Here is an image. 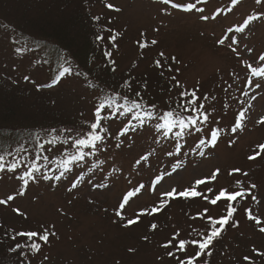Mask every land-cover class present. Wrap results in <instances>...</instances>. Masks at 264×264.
Returning <instances> with one entry per match:
<instances>
[{"label": "rangeland", "instance_id": "374dc122", "mask_svg": "<svg viewBox=\"0 0 264 264\" xmlns=\"http://www.w3.org/2000/svg\"><path fill=\"white\" fill-rule=\"evenodd\" d=\"M32 1L0 0V95L6 104L0 110V116L4 118H0V130L13 131L11 133L23 129L29 131L34 127L50 125V121L44 119L51 117L58 126L71 125L68 128L75 132L86 131L88 122L93 120L94 105L101 96H116L117 105L127 106L131 99H138L135 97L137 91L141 92L144 101L155 103L157 110L162 112L168 108L166 101L171 99L172 107H176L179 100L181 89L173 86V75L188 90L198 89L197 95L201 97L199 103L207 110L209 121L207 124L200 123L201 115L196 127L204 130L197 132L191 127L186 129L184 136L176 138L178 142L175 148L174 141L170 143L162 134H156L147 127L118 137L124 124L130 120L119 114L112 121L106 119L103 126L109 129L105 139L107 149L97 155L86 156L88 166L83 163L81 167L74 166L60 181H29L24 196H18L7 206L0 205V237L9 234V243L0 246V256L7 258L6 248L18 241L25 247L19 258H8L11 264L16 261H26L27 264H178L176 259L166 255L168 250L161 245L176 231L185 239L198 238L193 229L203 231L204 221L192 218L197 217V213L204 208H209L212 215H220L224 212V205L213 207L200 198L172 199L162 211L142 216L140 222L131 227L124 228L122 223L134 218L141 209L150 210L159 204L161 193L173 187L182 191L219 168L221 174L217 180L201 185L199 190L205 191L207 187L217 190L221 187L233 190L243 188L250 190L258 202L251 200L250 196L245 201H239L242 206L235 215L239 227H228L223 242L218 244L209 262L245 264L242 257L247 254L254 257L256 264H261L260 258L251 250L255 247L264 251V234L259 232L253 221L247 219L245 208L264 220V153L255 160L247 159L258 150V144L264 143V123H258L264 117V76L253 75L252 69L248 68L251 64L254 69H264V61L259 60V56L264 54V19L253 21L243 32L236 29L244 26L249 15L264 12V4H256L255 0H240L234 6L232 0H207V3L197 5L205 9L203 13L173 9L160 0H50L46 4L54 16L72 20L81 18L90 27L82 31V26H69L61 30L62 26L56 18L49 19L46 13L45 17L42 15L39 18V14L43 13L40 9L36 14L24 12V4ZM175 2L187 4L196 0ZM109 3L120 11L107 8ZM202 14L210 19L200 20ZM212 16L216 18L211 19ZM41 24L49 30H58L47 35ZM106 27L110 32L99 46L103 52H111L112 56L101 63L105 64L103 68L110 63V68L116 70L108 74L97 68V76L102 83L97 86L103 87V90L86 80L89 87L83 80L86 76L75 75L72 70L52 87L37 89V85L53 82L58 60L56 55L62 48L70 47L68 49L77 56L74 59L78 61L86 51L85 45L95 47L94 36L102 31L106 33ZM229 28L233 31L228 32ZM83 33L88 38L83 37ZM141 33L145 36L141 37ZM116 34H119L116 41H110L108 37ZM59 35L63 38L59 39ZM224 37L238 41L233 47L237 48L239 55L227 47L228 39L224 45L217 43L218 39ZM66 39L73 41L72 46L65 42ZM152 39L158 43L151 45ZM138 40H146L149 47L140 49ZM25 44L30 50L17 55L15 48ZM161 51L168 60L165 68L157 69L154 61L163 60L159 56ZM173 56L178 63L171 61ZM112 60H115V64H112ZM168 66L173 69L172 72L167 71ZM161 71L164 72L163 76L160 75ZM25 76L29 79L25 80ZM125 80L131 81V92L122 87ZM145 82L148 86L146 91L141 88ZM256 83H260L261 87L256 88ZM124 95L129 96V101L121 98ZM205 96L207 100L203 99ZM253 96L255 99H252ZM8 106L11 111L15 109L19 113L13 121L10 120ZM240 111H245L244 128L233 134L230 129ZM181 115L187 121L189 112L182 111ZM192 116L196 117L197 114L193 112ZM215 128L221 130L216 146L200 145L199 140L207 142L209 129ZM43 134L45 137L42 136L41 143L51 139V135H67L60 131ZM121 140L123 143L117 148L116 144ZM230 140L236 142L229 146ZM67 147L45 144L49 150L38 153L39 159L35 158L38 154L32 152L16 157L21 160L17 172L0 173V198L20 188L22 182L16 177L32 164L41 168L40 173H35L37 177L45 171L49 176L59 175L64 169L55 168L54 160L66 154ZM155 148L156 153L153 151ZM149 152L152 153L149 160L137 165L140 156ZM200 152L204 155L201 156ZM44 156L48 160H44ZM12 161L6 159V163ZM150 162L154 163L152 168L149 167ZM233 168L242 171L230 176L228 173ZM243 172L248 175L244 176ZM157 175L164 178L152 192L147 185ZM77 178L80 179L78 187L69 192L67 189ZM237 180L242 182L239 187L236 186ZM141 183L146 187L126 206L123 212L125 221H120L115 211L123 194ZM251 184L257 187L250 189ZM164 199L168 200L167 197ZM13 208H19L27 218L17 215ZM153 223L158 225L156 230L150 228ZM40 225L49 226L56 235L50 236L48 244L33 238L31 241L41 244L39 252L28 248L30 240L27 237L12 239L16 232L34 230ZM130 248L135 251L129 252ZM169 250L175 252L176 257L186 258L196 248L188 247L187 253L178 252L175 248ZM203 261L199 264H203Z\"/></svg>", "mask_w": 264, "mask_h": 264}, {"label": "snow or ice", "instance_id": "6c2138e0", "mask_svg": "<svg viewBox=\"0 0 264 264\" xmlns=\"http://www.w3.org/2000/svg\"><path fill=\"white\" fill-rule=\"evenodd\" d=\"M165 5H171L173 9H179L185 12H192L195 10L196 12L203 13L205 11L204 8L198 7V4L201 3H207V0H196L195 3H182V2H175V0H160ZM240 3V0H232V4L238 5ZM256 4H264V0H255ZM107 8L113 9L115 11H120L119 8H116L113 4L109 3L106 5ZM200 20L202 21H208L210 17L208 15H200ZM216 16H212L211 19H215ZM98 19V17H97ZM264 19V12H261L259 15L252 16L249 15L245 21L244 26L239 27L236 29V31L243 32L246 28L249 27V25L256 20ZM233 30L231 28L228 29V32H232ZM117 35H111L109 36V40L112 42H115L117 39ZM145 34L141 33V37H144ZM98 40L104 39L102 36H97ZM228 39L230 42L228 43L227 47L231 49L233 53H236L239 55L237 48L233 47L234 44H237L238 41L233 40L231 37H224L217 40V43L220 45L225 44V40ZM151 45H156L158 43L157 40L152 39ZM137 44L140 49H145L149 47V44L146 40H138ZM30 49L28 46L22 45L15 48V52L17 55H21ZM251 51V49H249ZM106 56L111 57V52H106ZM159 56L163 58L156 59L154 61L155 67L157 69H163L166 67V62L168 60L167 57H165L164 52H160ZM173 63H178L176 57L170 58ZM259 60L264 61V54H261L259 56ZM112 64H115V60H112ZM62 71H60L53 81V84H47V85H37V89L41 87H52L55 83L59 81L61 77H63L66 73L70 71L69 68L63 67L61 65ZM249 69H252L253 75L257 76H264V69H254L252 68V65H248ZM116 69L113 67L112 71L114 72ZM168 72H172L173 69L168 66L167 67ZM176 72H179V69L175 70ZM160 75L163 76L164 72L161 71ZM25 80H28L29 77L25 76ZM171 81H173V86L176 88H180L181 91L178 93L179 100L176 102V107H172L173 101L169 99L166 101V105L168 106V110L166 111H158V106L155 103L148 104L144 101L143 96L140 91L135 92V97L138 99H131L130 102L127 104V106L124 105H117L116 102V96L113 95H103L101 99L98 100V102L94 105L93 110V120L91 122H88L87 124V130L82 132H75L72 128H66L61 129L60 132H66L67 135L61 137V135H51L52 133H56V129H51L48 135H51V139H45L43 143H41V134L36 133L34 136L35 140V146L38 150L39 154H42L43 151L49 150L45 148V144L49 146H68L71 149H75V153L72 152L68 153V158L61 161V165L63 167V171H60L59 175L55 176H49L47 174V171L43 172L40 177H37L35 173H40L41 168L37 166L36 164H32L30 168L25 170L21 175L16 177L19 179L22 183L20 185V188L11 193L7 194L5 198H0V205L7 206L10 204V202L14 201L18 196H24L26 194L29 181L37 182L38 179H44V180H55L60 181L62 178L65 177L66 173L71 171L70 165L74 161H83L86 156L89 155H97L100 152L106 151L107 145L105 144L106 135L109 132V129L107 127L103 126V122L107 119L109 121H112L117 114L119 116H124L126 113H132L134 110H136L135 119L137 120V125L131 124V121L124 124V127L119 132V136H124L129 131H135L138 127L144 126L147 120H155L156 123V130L158 132H161L164 136H167L168 133H171L173 129L179 128L180 131L175 132L176 137H182L184 136L185 130L191 128H194L197 132H201L204 129L198 128L197 123L199 117L202 115V120L200 123L207 124L209 121V114H207V110L204 108V105L199 103L201 100V97L197 95L198 89L196 90H188L184 86L181 85V82L177 79L175 75L171 76ZM251 84L252 82L249 81ZM95 87V85H92ZM122 87L126 88L129 92L132 91V83L130 80H125ZM256 88H260L261 84L256 83ZM141 88L146 91L147 89V83L141 85ZM171 91V88L169 89ZM99 95V94H98ZM117 95H119L117 93ZM125 101H129V96L124 95L121 97ZM203 99L207 100L208 97L205 96ZM252 99H255V96L252 97ZM177 109H180L178 111ZM201 109H204V112H201ZM189 112V116L187 118V121L185 118L182 117L181 112ZM196 113L197 116L193 117L192 113ZM107 113V115H105ZM143 113V114H141ZM244 121H245V111H240L238 113V116L236 120L234 121L233 126L231 127L230 131L233 134H236L238 131H242L244 128ZM258 123H264V117H261V119L258 121ZM220 129H209L210 138L206 142L204 139L199 140L200 145H205L215 147L218 140H219V133ZM235 140L229 141V146L234 144ZM123 141H119L116 144V147L119 148ZM258 149L257 151H254V154L249 155L247 157L248 160H255L257 157L261 155V153H264V143H260L256 146ZM84 149H89V151L85 152ZM28 149L23 145L19 144L15 148H11L10 146H4L3 148H0V173L9 172V173H16L17 169L20 167L21 160L16 159L15 157L21 156L22 153L27 152ZM15 153L14 159L11 163H6V159L8 156H12ZM37 155L35 158L39 159L40 155ZM171 154V153H170ZM152 155L151 152H149L146 155H141L140 158L136 161L137 165H141L142 162H147L149 160V157ZM200 155L203 156L204 153L200 152ZM44 160H48L47 156L43 157ZM179 164V161H178ZM176 168H173V171H175ZM242 170L240 168H233L229 171V175H233L235 173H240ZM167 175H171V173H166ZM221 174V170L219 168H216L214 171H212L211 175L208 177H204L201 179H198L194 182V184L188 188H184L182 191H177L175 187H173L170 191L161 193V201L159 204L154 205L150 210L149 209H141L139 212H137L134 215V218H129L126 220V222L122 223V227L128 228L131 227L138 222H140V218L144 215H154L160 211H162L165 207L168 206V202L172 199L176 198H183V199H194V198H200L203 199L208 205H211L213 207H219L220 205H224V212L220 215H212L210 214L209 208H204L202 212L197 213V217H193L192 219L199 218L201 221H204V230L200 231L197 229H193V232L196 233L198 238H193L191 240L185 239L181 237V233L179 231H176L172 237L164 244L161 245L162 248L168 250L166 252V255L168 257L174 258L178 261V264H198V262L202 261V258L205 256H211L212 255V249L214 248V242L219 240L222 237L223 232L226 230V228L230 225L233 228L239 227V221L235 219V215L237 213V207L235 206V202L238 200L246 199L248 196L251 197V200L257 201V197L251 193L250 190L245 191L243 188H239V190H233L228 187H221L218 190L214 189L212 187H207L205 191H201L200 186L206 185L212 182H215L218 178V176ZM244 176H247V172H243ZM162 175H157L154 180H150L147 187L150 191L154 192L156 190V186L161 183L163 180ZM80 183V179H74L71 182V186L67 189L69 192H71L73 189H76L78 187V184ZM242 184L240 180L236 181V186L239 187ZM146 186L141 183L137 186H133L131 190L126 191L120 203L117 206V209L115 211L116 217L120 221H125V217L123 215V212L130 204V201L133 200V198L137 197L139 194H141V190L144 189ZM257 187L256 184H251L249 186L250 189H255ZM164 197H167L168 200H165ZM258 202V201H257ZM13 212H15L17 215L27 218L26 214L22 212L19 208H13ZM245 213L247 216V219L250 221H253L255 225L258 227V230L260 233L264 234V220H261L258 216L254 215L251 209L245 208ZM54 227V226H52ZM158 227L157 224L153 223L150 225L151 230H156ZM56 233L51 230L49 226L40 225L37 229H30L25 231H18L16 232V236H13L12 239L16 240V237L24 238L27 237L28 240H33V238H38L40 241H43L44 244H48L50 242V236H55ZM191 235V234H190ZM145 240H147V237H144ZM30 247V249L33 252H39L41 250V244L32 242L30 245H27ZM25 247V245H21L18 241L15 243L14 247L10 248V252H17V250L22 249ZM188 247H195L196 251L190 255L187 256V259L179 258L175 256V252L169 250L172 248H175L176 251L187 253ZM135 249L130 248L129 252H134ZM252 253H255V256L260 258L261 264H264V251H260L256 249L255 247L251 250ZM242 261L245 262V264H256V261L253 256L251 255H244L242 257ZM203 264H207V261H203Z\"/></svg>", "mask_w": 264, "mask_h": 264}, {"label": "trees", "instance_id": "16d2710c", "mask_svg": "<svg viewBox=\"0 0 264 264\" xmlns=\"http://www.w3.org/2000/svg\"><path fill=\"white\" fill-rule=\"evenodd\" d=\"M16 1H20V0H16ZM49 1L50 0H44L43 2H40V0H34V1L28 2L26 4H24V2H23V4H24V7H23L24 10L23 11L24 12H34L35 13V12H38L39 9H40L41 12H43V13L41 15L39 14L38 17L42 18V15H43V17H45V13H46L47 15H49V19L50 18H52V19L56 18L58 23H60V25L62 26L61 30L66 28V27H69V26L70 27L71 26H82V27H80V28H82V31L85 30V29L89 30L90 27H88V24L85 21H83L84 22L83 23L81 18H76V19L72 20V19H63V18H59L56 15L55 16L52 15V13H51L52 9L48 10V9H50V7L46 6V4ZM41 6H43V8H41ZM76 23H79V24H76ZM52 26H54V25H52ZM40 27L42 28V30L47 35H50L52 32H55V31L58 30L57 28H51L52 30L50 29L51 30V32H50L49 29L44 28V24H41ZM103 28L102 29L100 28V30H103ZM106 30H107L106 33L102 31L99 34H97L96 36H94V41L93 42L95 44V47H91V46L89 47V46L85 45L86 51H84L82 53L83 56L81 58H79V60L77 59L78 61H76L74 59V57L77 58V56L74 55V53L71 50L68 49L70 47H67L69 52L67 51V49L62 48L63 50L58 52L57 55H56L58 60H57V63L55 64L56 68L54 69L55 75H54L53 81L55 80V78L58 75L57 72L59 73L60 71H62L61 65H63V67H67V68L70 69V71L68 73H70L71 70H72L73 73L75 72V75H79V76L85 75L86 77L85 78L83 77V80L87 83V85L89 87H91L90 86V84H91L90 81L93 82L96 86H97V84H98V86L102 85V83L100 82V80L98 79V76H97V68L99 70H103V73L113 74V71L110 68L111 67L110 63H108L106 65L107 67H105V68H103L105 66V64L101 63V61H105L107 59V57H108V56L105 55V52H103L102 48L99 46V44H102L103 43L102 41L105 40V38H106L105 35L106 34L108 35L109 32H110L109 28H107V27H106ZM85 35H86V33H83V37L88 38ZM56 36H57V34H56ZM97 36H102L104 39L98 40ZM58 37H59V39L63 38L60 35ZM65 42H67L68 45H70V46H72V44H73V41H71L70 39H66ZM96 44L98 45V47H96ZM74 61H76V63ZM70 62H73L74 65H72V63H70ZM74 66H77V68H75ZM71 67H72V69H71ZM86 80L89 81L90 84H88V82ZM57 83H59V82H57ZM51 84H53V82ZM98 86H97V89L103 90V87H98ZM147 89H148V86H147ZM102 97L103 96H101V98ZM0 98H1L0 99V110H2V109H4L6 104L3 102L4 100H2L3 97L1 95H0ZM101 98H99V99H101ZM145 102L150 104L146 99H145ZM10 109H11V107L8 106L9 117H10V120L13 121L15 119V116L19 115V113H17V111L15 109H13V111H11ZM163 110L166 111V110H168V108L163 109ZM47 112L48 111H46V114H47ZM48 114H49V112H48ZM141 114H143V113H141ZM135 115H136V110H134L132 113H126L122 117L123 118L126 117V119H129L130 121H132L131 124L137 125L138 122L134 118ZM0 118H2L4 120V118L2 116H0ZM51 119H52L51 117L44 119V120H46L48 122L50 121V125H46L44 127H34V128H31L29 131L23 129V131L22 130L21 131L18 130V132L11 133L13 131H9V130H5V131L3 130L2 131V130H0V148H3L4 146H10L11 148H15L19 144H23L28 149V151L25 152V153H22L21 155L28 154L30 152L38 154V150L36 149L35 140H34V136H35L36 133H40L41 134V138H42V136L45 137L44 136L45 134H43V133L46 132V134H47V133L50 132L51 129H56L57 131H60L61 129H66L69 126H71V125L58 126V124L55 123V122H52L53 119L52 120ZM156 123H157V121H155V120H147L146 119V123L144 124V126H142L141 128L138 127L136 130H140L142 128L147 127L149 129L153 130V132L156 133V134H158V133L162 134L161 132H158L156 130ZM177 129H178V131H180L179 128H175V129H173V131L171 133H168L167 136H164L162 134L164 137L167 138L168 141H170V143H171V141H174L175 148L177 146V142L178 141L176 139L177 137L174 134L177 131ZM13 130L15 131V129H13ZM43 130H46V131L43 132ZM20 132H22V133H20ZM153 151H154V153H156V148L153 149ZM69 152H72L74 154L75 153V149H71V148L67 147L66 152H64L66 154H62V156L58 160H56V161L54 160V167L55 168L61 167L62 170H63V167L61 165V161H63L64 159L68 158V153ZM174 152H176V151H174ZM14 156H15V153L12 156H8L7 159H12L13 160ZM82 163H83L84 166H88L89 165L88 160L84 159L83 161H74V162H72V164L70 165V168L72 169V168H74V166L81 167ZM148 164L150 165L149 167L152 168L154 163L150 162ZM153 170H154V168H153ZM244 190L248 191L247 189H244ZM176 199H179V198H176ZM246 199H243L241 201H245ZM239 201L240 200L235 202V206L237 207V212H238L239 208L242 206V204ZM228 227H230V225ZM228 227L223 232L222 237L219 240L214 242V248L212 249V255H213V253H215L217 251L218 244L223 242V239H224V237H225V235L227 233V230L229 229ZM8 237H9L8 233H6V235L3 234L0 237V246L2 244H6L7 245L9 243V241L7 240ZM32 242L33 241H30L28 243V245H30ZM14 245H15V243L11 247L6 248L5 257H7V258H3V256H0V264H11L12 261L8 260V258H10V257L19 258V256H21L20 252L22 251V249L17 250V252H10L9 251V249L14 247ZM28 248H30V247H28ZM212 255L211 256H205V257L202 258V260L207 261V264H211V262H209V258H210V261H211ZM183 259H187V257L183 258ZM15 264H27V263H26V261H21V262L16 261ZM198 264H199V262H198Z\"/></svg>", "mask_w": 264, "mask_h": 264}]
</instances>
